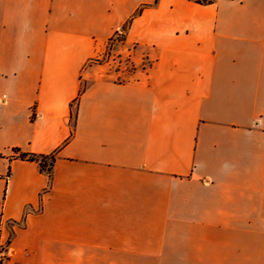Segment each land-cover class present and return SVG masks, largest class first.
Listing matches in <instances>:
<instances>
[{
    "label": "crops",
    "instance_id": "crops-1",
    "mask_svg": "<svg viewBox=\"0 0 264 264\" xmlns=\"http://www.w3.org/2000/svg\"><path fill=\"white\" fill-rule=\"evenodd\" d=\"M126 22L130 70L89 63ZM7 241L1 264H264V0H0Z\"/></svg>",
    "mask_w": 264,
    "mask_h": 264
},
{
    "label": "rangeland",
    "instance_id": "rangeland-1",
    "mask_svg": "<svg viewBox=\"0 0 264 264\" xmlns=\"http://www.w3.org/2000/svg\"><path fill=\"white\" fill-rule=\"evenodd\" d=\"M127 28V22L122 27V32L119 33L117 30L114 35H112L105 44L104 51L97 55L95 58L91 59L89 63L94 64H103L105 62H110L113 65L114 70H119L121 67H125V69L130 70L131 65L129 63V59L127 54L122 55L119 50L123 45L125 32ZM117 32L119 34H117ZM122 74L117 76V79L122 78Z\"/></svg>",
    "mask_w": 264,
    "mask_h": 264
},
{
    "label": "trees",
    "instance_id": "trees-1",
    "mask_svg": "<svg viewBox=\"0 0 264 264\" xmlns=\"http://www.w3.org/2000/svg\"><path fill=\"white\" fill-rule=\"evenodd\" d=\"M19 156L21 158L33 159L32 155H28V154H24V153L20 154ZM52 162H53V155L46 156V157H40L39 158V166H40L41 171L49 174L51 171ZM8 243L9 242L7 241V244Z\"/></svg>",
    "mask_w": 264,
    "mask_h": 264
},
{
    "label": "built area",
    "instance_id": "built-area-1",
    "mask_svg": "<svg viewBox=\"0 0 264 264\" xmlns=\"http://www.w3.org/2000/svg\"><path fill=\"white\" fill-rule=\"evenodd\" d=\"M122 32V29L119 31V33ZM117 32V34H119ZM9 253V248H8V244L6 243H1L0 242V263L3 262V260L8 256Z\"/></svg>",
    "mask_w": 264,
    "mask_h": 264
}]
</instances>
